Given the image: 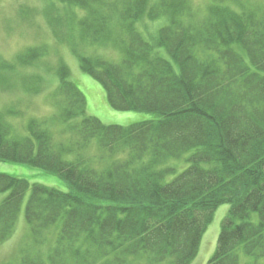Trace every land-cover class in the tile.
Returning <instances> with one entry per match:
<instances>
[{"label":"trees","instance_id":"16d2710c","mask_svg":"<svg viewBox=\"0 0 264 264\" xmlns=\"http://www.w3.org/2000/svg\"><path fill=\"white\" fill-rule=\"evenodd\" d=\"M59 1L88 13L77 21L82 46L73 52L111 108L160 119L119 127L88 117L85 97L62 65L57 91L65 107L57 118L77 122L78 141L55 150L36 122L27 139L13 140L0 120V162L59 176L71 192L0 175V195H8L0 204V247L30 193L25 221L35 256L17 264H192L215 212L228 204L207 264H264V5L245 0L236 11L232 0H213L200 18L188 0H160V8L135 0L118 15L92 11L88 0ZM145 13L169 23L153 45L137 29ZM88 48L122 59L88 55ZM35 54L19 59L29 63ZM94 139L110 157L125 154L123 161L87 166L77 151ZM189 152V167L167 182L176 173L167 162Z\"/></svg>","mask_w":264,"mask_h":264},{"label":"rangeland","instance_id":"374dc122","mask_svg":"<svg viewBox=\"0 0 264 264\" xmlns=\"http://www.w3.org/2000/svg\"><path fill=\"white\" fill-rule=\"evenodd\" d=\"M54 1L56 4L52 0H0V120L10 127V138L13 140L27 139L29 123L36 122L49 133L52 138V147L55 150H66L60 146H68L78 141V136L72 129L77 122L64 124L59 122L60 118H57L65 107V98L57 91L60 87V78L57 74L62 65L69 71V81L85 97L88 117L98 119L105 126L119 127L158 121L160 116L157 114L118 112L111 108L103 86L81 70L73 52L74 47L82 46L81 42L77 41L80 33V29L76 27L77 21L80 20L81 24L82 19L88 16V13L80 7H70L65 10L59 0ZM132 1L135 0H88V7L92 11L94 9L100 11L99 7H105L107 12L115 11L118 15L123 9L125 11L127 8L125 5ZM188 1L193 4L194 13L200 18L204 15L206 8L214 2L213 0ZM262 1L264 0H256L264 5ZM160 2V0H146L144 4L148 8L153 6L160 8ZM242 2L246 1L239 0L240 4H238L237 1L232 0L229 3L237 8L234 9L237 11L242 7ZM140 18L143 20L139 21L137 29L143 38L153 45L158 31L167 26L168 22L165 20L166 23H164V20L152 17L148 13ZM69 23L74 24L76 29ZM73 36L77 42L71 45L74 43ZM34 49L36 54L29 63L21 62L20 56L32 53ZM87 51L88 55L97 52L114 63L122 59L121 55L119 56L114 50L95 51L88 48ZM157 51L159 55L171 61L165 50ZM174 67L178 69L176 65ZM99 142L94 139L86 148L77 151L80 152L79 155L84 158L87 166L91 169L103 170L114 159L123 161L125 154L110 157V154L101 149ZM192 154L193 152H189L180 160L171 159L167 162V167L176 170L175 174L166 178L167 182L173 181L189 167L187 159ZM66 157H69L66 158L67 160H71L72 155ZM0 175L18 178L27 181L30 185L38 184L63 193L71 192L69 185L59 176L29 165L0 162ZM7 196V194L0 195V204ZM29 198L30 193L24 197L11 239L0 247V264H17L19 258L24 255L35 256V249L31 250L34 236L25 221V210ZM229 210L228 204L217 209L212 223L202 238L199 253L192 264H207L214 256L222 222L228 216ZM254 219L256 221V215Z\"/></svg>","mask_w":264,"mask_h":264}]
</instances>
